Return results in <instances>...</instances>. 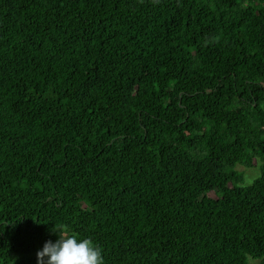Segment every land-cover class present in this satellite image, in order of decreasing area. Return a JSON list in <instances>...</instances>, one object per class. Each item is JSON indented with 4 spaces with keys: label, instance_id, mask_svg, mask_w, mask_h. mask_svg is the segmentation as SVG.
Segmentation results:
<instances>
[{
    "label": "trees",
    "instance_id": "trees-1",
    "mask_svg": "<svg viewBox=\"0 0 264 264\" xmlns=\"http://www.w3.org/2000/svg\"><path fill=\"white\" fill-rule=\"evenodd\" d=\"M54 227L104 264H264V0H0V264Z\"/></svg>",
    "mask_w": 264,
    "mask_h": 264
},
{
    "label": "clouds",
    "instance_id": "clouds-1",
    "mask_svg": "<svg viewBox=\"0 0 264 264\" xmlns=\"http://www.w3.org/2000/svg\"><path fill=\"white\" fill-rule=\"evenodd\" d=\"M57 239L48 240L36 253V264H104L101 248L90 238L52 229Z\"/></svg>",
    "mask_w": 264,
    "mask_h": 264
},
{
    "label": "rangeland",
    "instance_id": "rangeland-1",
    "mask_svg": "<svg viewBox=\"0 0 264 264\" xmlns=\"http://www.w3.org/2000/svg\"><path fill=\"white\" fill-rule=\"evenodd\" d=\"M260 165H261V160L259 158H255L253 162L252 167H244V166H239L238 170L242 171L245 173V178L246 182L245 185L248 186L252 183V181L259 176L260 174ZM211 197H216L215 193L210 194ZM250 264H260L259 260H252L250 259Z\"/></svg>",
    "mask_w": 264,
    "mask_h": 264
}]
</instances>
